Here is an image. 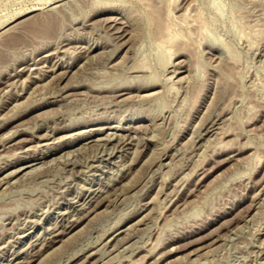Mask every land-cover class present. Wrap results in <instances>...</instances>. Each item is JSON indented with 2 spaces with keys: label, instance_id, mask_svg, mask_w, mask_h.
Wrapping results in <instances>:
<instances>
[{
  "label": "rangeland",
  "instance_id": "374dc122",
  "mask_svg": "<svg viewBox=\"0 0 264 264\" xmlns=\"http://www.w3.org/2000/svg\"><path fill=\"white\" fill-rule=\"evenodd\" d=\"M0 47V264H264V0H0Z\"/></svg>",
  "mask_w": 264,
  "mask_h": 264
},
{
  "label": "bare ground",
  "instance_id": "6f19581e",
  "mask_svg": "<svg viewBox=\"0 0 264 264\" xmlns=\"http://www.w3.org/2000/svg\"><path fill=\"white\" fill-rule=\"evenodd\" d=\"M31 11V10H30ZM44 24V28L43 29H38L39 28V26L40 25H43ZM57 26H58V22L56 21V19L55 18H53V17H45V18H40V19H38L37 20V22L36 23H34V24H32V26L30 27V32H32V33H34V34H36V33H42L43 32V34L45 35V36H47V37H49V38H51V37H54V35H55V32H56V29H57ZM35 27V29H33ZM36 27H37V29H36ZM43 27V26H42ZM164 27V26H163ZM165 30V29H164ZM20 34V33H19ZM167 36V35H166ZM23 37V36H22ZM12 38V37H11ZM166 38H168V40H169V38L170 37H166ZM22 40V39H21ZM16 41H19V40H16ZM26 41V40H25ZM11 43V42H10ZM15 43V42H14ZM10 45H14L13 43L12 44H10ZM9 45V46H10ZM8 46V47H9ZM8 49V48H7ZM1 50H3V49H1V47H0V59H2L3 57H5V54L6 53H4L3 51H1ZM7 52V51H6ZM10 53V52H9ZM85 58V57H84ZM5 59V58H4ZM82 63V62H81ZM78 67V66H77ZM3 68V67H2ZM24 68H26V67H24ZM30 69V68H29ZM3 74V73H2ZM4 78V77H3ZM71 84H73V83H71ZM70 85V84H69ZM72 86V85H71ZM63 87H64V85H63ZM69 87V86H68ZM34 108V107H33ZM8 121V120H7ZM95 139V138H94ZM97 139V138H96ZM113 139V138H112ZM105 140V139H104ZM5 141V140H4ZM89 141V140H88ZM42 160V159H41ZM38 165V164H37ZM36 165V166H37ZM23 167V166H22ZM22 169V168H21ZM10 171V170H9ZM14 171V170H13ZM29 172V171H28ZM4 174H6V172L4 173ZM18 176V175H17ZM23 177V176H22ZM2 178V177H1ZM15 178V177H14ZM174 198V197H173ZM96 200V199H95ZM100 200V199H99ZM94 203V202H93ZM92 203V204H93ZM81 205V204H80ZM97 205V204H96ZM82 207V206H81ZM85 207V206H84ZM72 216H74V215H72ZM145 217V216H144ZM143 218V217H142ZM141 220V219H140ZM64 223V222H63ZM77 223V222H76ZM64 226V225H63ZM73 225H71V227H72ZM79 226V225H78ZM81 226V225H80ZM79 226V227H80ZM73 227H75V226H73ZM72 227V228H73ZM69 229H71L70 227L67 229V230H69ZM78 229V228H77ZM57 232V231H56ZM65 232H67V231H65ZM117 237H119V236H117ZM127 239V238H126ZM48 240V239H47ZM63 240V239H62ZM42 243V242H41ZM59 245H60V243H59ZM61 245H62V243H61ZM41 246V245H40ZM56 246V245H55ZM54 248H56V247H54ZM53 248V249H54ZM36 249V248H35ZM40 250V249H39ZM88 253V252H87ZM96 253V252H95ZM42 258V257H41ZM27 260V259H26ZM78 263V262H77ZM87 263V262H86Z\"/></svg>",
  "mask_w": 264,
  "mask_h": 264
}]
</instances>
